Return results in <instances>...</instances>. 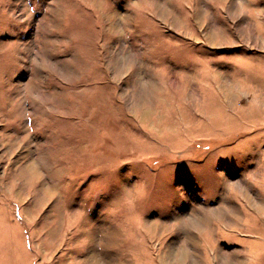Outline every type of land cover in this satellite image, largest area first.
<instances>
[{
	"label": "rangeland",
	"instance_id": "obj_1",
	"mask_svg": "<svg viewBox=\"0 0 264 264\" xmlns=\"http://www.w3.org/2000/svg\"><path fill=\"white\" fill-rule=\"evenodd\" d=\"M263 40L264 0H0V264H264Z\"/></svg>",
	"mask_w": 264,
	"mask_h": 264
},
{
	"label": "bare ground",
	"instance_id": "obj_2",
	"mask_svg": "<svg viewBox=\"0 0 264 264\" xmlns=\"http://www.w3.org/2000/svg\"><path fill=\"white\" fill-rule=\"evenodd\" d=\"M263 41H264V40H263ZM195 226H198V227H199V226H200V222H199V221L196 222V223H195Z\"/></svg>",
	"mask_w": 264,
	"mask_h": 264
}]
</instances>
